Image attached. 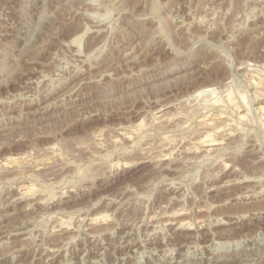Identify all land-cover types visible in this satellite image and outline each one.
<instances>
[{"label":"rangeland","instance_id":"obj_1","mask_svg":"<svg viewBox=\"0 0 264 264\" xmlns=\"http://www.w3.org/2000/svg\"><path fill=\"white\" fill-rule=\"evenodd\" d=\"M263 79L264 0H0V264H264Z\"/></svg>","mask_w":264,"mask_h":264},{"label":"bare ground","instance_id":"obj_2","mask_svg":"<svg viewBox=\"0 0 264 264\" xmlns=\"http://www.w3.org/2000/svg\"><path fill=\"white\" fill-rule=\"evenodd\" d=\"M251 71H252V70H251ZM254 73H255V72H254ZM254 75H255V74H254ZM254 75H253V76H254ZM249 78H250V77H249ZM249 78H248V79H249ZM258 78H260V77H257V79H258ZM263 80H264V79H263ZM263 80H261V81H263ZM254 82H255V81H254ZM258 82H259V81H258ZM250 83H251V82H250ZM252 83H253V81H252ZM259 83H260V82H259ZM259 83H257L255 86H257ZM263 83H264V82H263ZM254 84H255V83H254ZM260 84H261V83H260ZM251 85H252V84H251ZM258 87H259V86H258ZM256 89H257V87H255V90H256ZM258 89H259V88H258ZM261 90H262V92H261ZM261 90H259L260 92L255 91V96H257L256 99H258V100H260V101H263V103H264V91H263L264 89H261ZM238 92H239V91H238ZM232 93H233V92H232ZM226 94H227V93H226ZM230 95H231V93H230L229 91H228V94L225 95V96L228 97V99H227L228 101L231 100V96H230ZM237 95H238V94H237ZM244 96H245V95H244ZM244 96H243V95L241 96V94L239 95V97H241V98H240V99H241V102H242V101H244V102L246 101V99L244 98ZM234 97H235V96H234ZM223 98H224V97H223ZM225 98H226V97H225ZM246 98H247V96H246ZM234 99H235V98H234ZM208 100H209V99H208ZM208 100H207V101H208ZM234 101H235V100H234ZM205 102H206V101H205ZM208 102H209V101H208ZM214 102H215V101H214ZM229 102H231V101H229ZM211 103H212V102H211ZM215 103H216V102H215ZM234 103H235V102H233V106H235ZM246 103H247V101H246ZM246 103H245V104H246ZM261 103H262V102H261ZM235 104H236V103H235ZM238 105H239V104H238ZM246 105L248 106V104H246ZM230 106H231V105H230ZM255 106H256V105H255ZM235 107H236V106H235ZM237 108H238V107H237ZM239 108H240V107H239ZM240 109H241V108H240ZM245 109H246V108H245ZM256 109H257L258 113H260V114L262 115V117H263V116H264V104H263L262 106L259 105ZM247 113H248V112H247ZM260 114H259V115H260ZM245 115H246V114H245ZM259 115H258V116H259ZM215 116H216V115H215ZM242 117H243V116H242ZM238 118H239V117H238ZM247 118H248V117H247ZM213 119H214V118H213ZM245 119H246V117H245ZM262 119H263V118H262ZM200 122H201V121H200ZM205 122H206V123L203 122V123H204L203 125H204L205 127H210V126H208V125H211V124H210V121H209V124L207 123V121H205ZM211 122H212V121H211ZM262 122H263V120H262ZM216 125H217V124H216ZM261 125H262V124H261ZM211 126H212V125H211ZM235 127H236V126H235ZM263 127H264V124H263ZM138 128H139V127H138ZM200 128H201V127H200ZM229 128H230V127H229ZM206 129H208V128H206ZM233 129H234V128H233ZM211 131H212V130H211ZM219 131H220V130H219ZM228 131H229V130H228ZM234 131H235V130H234ZM231 132H232V131H231ZM135 133H136V132H135ZM138 133H139V132H138ZM129 134H130V133H129ZM219 134H220V133H219ZM131 135H132V134H131ZM131 135H130V136H131ZM214 135H215V133H214ZM125 136H126V135H125ZM128 136H129V135H128ZM210 136H211V135H210ZM216 137H217V135H216ZM207 138H208V137H207ZM211 138H212V137H211ZM211 138H209V140H205V141L203 140L202 143H201V144H198L199 146H197V147H199L200 149H203V150H208V149H210L212 146H214V145H213V141L210 140ZM199 142H200V141H199ZM195 143H196V142H195ZM216 148H217V147H216ZM216 148H215V149H216ZM208 151H209V150H208ZM9 160H10V159H9ZM9 160H7V161H9ZM18 161H19V160H18ZM18 161H17V159L15 158V159H11V160L9 161V163H10L11 165H13V164L19 163ZM6 163H8V162H6ZM10 164H7V165H10ZM16 165H18V164H16ZM16 165H15V166H16ZM225 165H226V164H225ZM4 166H5V165H4ZM13 166H14V165H13ZM236 166H237V165H236ZM234 167H235V166H234ZM236 168H237V167H236ZM232 169L234 170V168H232ZM238 182H239V181H238ZM29 189H30V188H29ZM249 189H250V188H249ZM30 190H31V189H30ZM32 190H33V189H32ZM32 190H31V191H32ZM27 192H28V191H27ZM27 192H26V193H27ZM247 192H248V191H247ZM253 193H254V192H253ZM24 194H25V193H24ZM29 194H30V191H29ZM248 194H249V193H248ZM251 194H252V193H251ZM247 196H248V195H247ZM176 213H177V212H176ZM174 215H175V214H174ZM178 215H179V214H178ZM98 217H99V216H98ZM95 218H96V217H95ZM90 219H92V218H90ZM51 220H52V219H51ZM92 220H93V219H92ZM94 221H95V220H94ZM162 224H163V223H162ZM181 225H183V224H181ZM178 226H179V225H178ZM171 252H172V251H171ZM149 255H150V254H149ZM171 257H172V256H171ZM161 258H162V257H160V259H161ZM229 258H230V257H229ZM174 261H175V260H174ZM81 264H82V263H81Z\"/></svg>","mask_w":264,"mask_h":264}]
</instances>
